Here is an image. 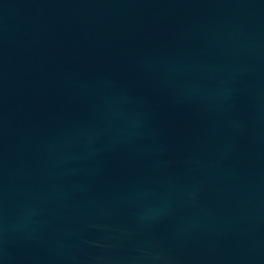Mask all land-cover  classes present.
Instances as JSON below:
<instances>
[{"label":"water","instance_id":"95a60500","mask_svg":"<svg viewBox=\"0 0 264 264\" xmlns=\"http://www.w3.org/2000/svg\"><path fill=\"white\" fill-rule=\"evenodd\" d=\"M0 264H264V0H0Z\"/></svg>","mask_w":264,"mask_h":264}]
</instances>
